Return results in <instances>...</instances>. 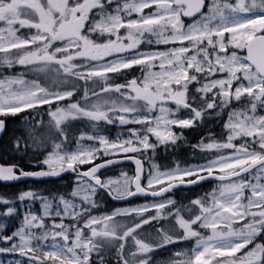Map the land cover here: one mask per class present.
I'll return each mask as SVG.
<instances>
[{"label":"snow or ice","instance_id":"6c2138e0","mask_svg":"<svg viewBox=\"0 0 264 264\" xmlns=\"http://www.w3.org/2000/svg\"><path fill=\"white\" fill-rule=\"evenodd\" d=\"M21 29L27 32L18 35ZM0 53V69L20 65L52 85L25 80L23 72L0 79V132L4 118L49 106L36 112L46 113V125L33 117L23 144L13 141L18 152L31 148L42 155L36 163L46 167L0 165V181L75 173L66 192L0 197V216L19 220L11 231L0 223V254L14 257L8 264H160L155 251L180 241L194 244L163 264H264V114H258L264 112V0H0ZM137 66L139 78L128 71ZM78 81H84L82 95L73 101ZM181 109L187 116H177ZM225 109L222 141L201 138L191 145L205 163L160 170L152 159L158 147L178 146L183 130L199 127L207 110L219 115ZM78 119L87 121V131L70 130L67 122ZM114 124L140 127L109 139L104 129ZM149 150L151 167L142 182ZM122 160L135 164L133 176L97 175ZM86 164L91 167L82 172ZM206 180L215 186L190 199L195 210L181 206L187 218L179 207L169 208L176 201L166 193ZM99 190L113 200L160 199L102 211L93 198ZM37 202L39 214L31 210ZM165 208L164 218L174 223L143 238L137 229L161 218Z\"/></svg>","mask_w":264,"mask_h":264},{"label":"trees","instance_id":"16d2710c","mask_svg":"<svg viewBox=\"0 0 264 264\" xmlns=\"http://www.w3.org/2000/svg\"><path fill=\"white\" fill-rule=\"evenodd\" d=\"M27 30H24L23 33H26ZM141 49H148V50H159L160 48L156 45L152 46H141ZM130 73L134 74L137 78L141 76V72L139 69H131L128 70ZM24 73L23 78L27 80L31 79H38L39 82L42 84V86H48L52 87L51 83L47 81L42 75L37 77V74L35 73H29L24 72V69L20 65H16L13 69L7 70V69H0V78L5 76H19L21 73ZM132 76H129L128 79H131ZM117 82H123V80L117 81ZM84 85V81H78L77 82V90L74 92L73 97L71 98L73 101L76 100L78 97L82 95V91L80 90V86ZM105 95L111 96L113 99H116L119 94L118 93H108ZM94 99V98H93ZM61 106L66 105L67 101L59 102ZM83 103V101H81ZM49 106L41 107V109L38 110H28L25 113H20L16 117H7L4 118L6 121V131L3 135L1 141H0V157H3V159L6 158H15L17 155L22 154V152H18L13 148V141L16 138H19L21 140V143L23 144V141L28 138L29 136V124L31 122V119L34 117L36 120L43 119L45 125L47 124L49 117L46 115V113H42V115H36V112H41L42 109H47ZM227 109H225V115H227ZM29 113H32V116H29L28 120H23L21 117L28 116ZM226 119V118H225ZM85 119H78L74 121H68L71 125V131L76 132V129H79L80 127H83L85 131L88 130L87 123H85ZM225 121L221 122L219 125L213 126L212 123H215L213 120L207 119L203 117L202 122L198 121L200 126L194 127L193 129H185L184 135L185 139L182 141H178L177 145L173 148H169L168 151H164L163 146H160L156 150L155 157H152V159L155 161V163L160 167V170H165L167 168L174 167L175 164H179L181 167L187 166V165H197V164H203L205 163V154L200 152L199 149H193L191 145L197 144L201 138L204 139V142L207 143L210 140H215L217 142L222 141L223 134L225 130L223 129V123ZM212 125V127H211ZM42 130V129H40ZM180 131L179 129H176V132ZM118 132H122L123 134H126V128L119 127L114 125L106 126L104 129V134L107 135L109 138L114 139ZM155 140V137H152L150 135V142H153ZM29 143H31V140H29ZM236 142V144H238ZM75 142L73 141L72 144L69 145V147H74ZM50 147V146H49ZM28 151L34 152L31 148L28 149ZM225 152H230L231 150H224ZM34 155L32 157H29V159H23V162H26V167H32V164H37L36 161L39 159H43V156L40 155L37 152L33 153ZM151 156V150L148 152V156H146L144 159L148 161L147 164V172L150 169L151 165L149 163L148 157ZM21 158V157H19ZM128 173L132 174V169L129 166H124L115 170H112L106 174L107 177H118L120 176V173ZM74 184H67L63 186H58L56 183L52 181L42 182L40 184H34L30 187L22 188L20 190H8L5 187H2L0 185V197L5 198H14L17 196L21 191H27V190H34L38 191L43 195H48L50 193L54 192H66L69 191L71 186ZM215 186V184H207L202 185L197 189L194 190H183L176 192L175 195H182L185 197H181L177 199L178 204L187 205L189 206L190 199H195L197 197H203L206 192H210L212 188ZM98 196L96 199H99V202L101 204V210L102 211H111L113 210V204L109 201L106 195L102 194L98 191ZM143 202V201H142ZM182 205L178 206L180 208V211L184 212V214H181L185 218L186 216V208L181 207ZM190 208L194 209V207L189 206ZM169 208H165L164 210H167ZM144 216H149V214H144ZM147 228V227H145Z\"/></svg>","mask_w":264,"mask_h":264},{"label":"flooded vegetation","instance_id":"af4514ba","mask_svg":"<svg viewBox=\"0 0 264 264\" xmlns=\"http://www.w3.org/2000/svg\"><path fill=\"white\" fill-rule=\"evenodd\" d=\"M65 180H67L69 182L71 180V178H66ZM181 197H185V196L173 195L171 198L174 199L175 201H177V199L181 198ZM180 205H182V204H178L176 202L175 206H169V207L172 208L174 211L175 208H177ZM189 206H191V205L189 204ZM191 207H194V206H191ZM193 210H195V207ZM168 211L169 210L162 212L161 214H166ZM180 212H181V214L184 213L182 211H180ZM185 213L187 216L189 215V212L186 211ZM163 223L170 224V225L162 226L161 224H163ZM172 223H174L173 217L167 216V218H165V219L156 220L154 225H151V227L146 228V229L140 231L139 233H141V236L145 239L155 238L158 235L157 229H161V230L167 229L171 226ZM201 231H203V230H201ZM193 244H194L193 241H180L176 244L167 245L166 246L167 250L166 249H157L155 251L154 259L157 261H165L166 259H168L169 255L172 253V251H178V250L180 251L183 249H187V247L192 246Z\"/></svg>","mask_w":264,"mask_h":264},{"label":"water","instance_id":"95a60500","mask_svg":"<svg viewBox=\"0 0 264 264\" xmlns=\"http://www.w3.org/2000/svg\"><path fill=\"white\" fill-rule=\"evenodd\" d=\"M184 18L190 20V18H188V17H184ZM4 132H5V129H4L3 132H0V138L2 137V135L4 134ZM127 163L132 164V165L134 166V168L136 167L135 164H134L131 160H122L121 163H119L118 165H112V166H109V167L106 168V169H101V170L97 173V175H98L99 173H101V172H104V171L109 170V169H111V168L118 167V166H121V165H123V164H127ZM142 163H143V167H144V161H142ZM71 173H72V172H71ZM66 174H67V172H64V173L61 174L60 177H47V178H39V179H36V178H22L21 180H18V181H10V182L0 181V183L3 184V185H11V184L19 183V182H25V181H28V180H35V181H37V180H46V179H59V178H62V177H63L64 175H66ZM72 174H74V173H72ZM242 175H246V174H242ZM143 176H144V173H143V175H142V179H143ZM210 179H211V178H210ZM205 183H210V182H209L208 180H206V181H201V182H199V183L196 184V185H190V186H187V187L181 185V186H179V187H177V188H174V189L172 190V192H174V191H176V190H180V189H191V188H195V187H198L199 185H202V184H205ZM212 183H216V182L213 181ZM172 192H171V193H172ZM106 193H107V192H106ZM171 193H166L165 195L168 196V195L171 194ZM138 198H149V199H153L152 197H145V196H143V195H137V196H134V197H129V198L126 199V200H113V199H111V197H110V199H111L113 202H115V203H127V202L133 201V200L138 199ZM158 199H160V198L158 197V198H156L155 200H158ZM4 255H9V254H4Z\"/></svg>","mask_w":264,"mask_h":264},{"label":"rangeland","instance_id":"374dc122","mask_svg":"<svg viewBox=\"0 0 264 264\" xmlns=\"http://www.w3.org/2000/svg\"><path fill=\"white\" fill-rule=\"evenodd\" d=\"M145 12H148L149 10L148 9H145L144 10ZM133 15H135V14H133ZM184 22V21H183ZM185 23V22H184ZM186 24V23H185ZM22 30V29H21ZM20 30V31H21ZM125 31V30H124ZM123 31V32H124ZM120 32L121 33H123L122 32V29L120 30ZM18 35H19V32L17 33ZM227 35V34H226ZM125 43H127V41H125ZM144 44H141L139 47L141 48V46H143ZM157 46V45H156ZM153 51H155V50H153ZM0 55H3L2 53H0ZM138 67V66H137ZM135 68V67H134ZM3 78V77H2ZM2 78H0V79H2ZM213 91H216L215 89H213ZM207 95H211V93H209V94H207ZM207 98V97H206ZM59 102H62V101H59ZM58 102V103H59ZM43 106H46V105H43ZM43 106H41V107H43ZM214 110H207V114L204 116V117H207V118H209L210 120H214L215 121V123H212L213 124V126H216L217 124H220V122L223 120V118H226L227 119V115H225V110L223 111V112H221L219 115H210L212 112H213ZM181 110L177 113V116L178 117H185V116H182L181 115ZM258 114H264V112H261L259 109H258ZM151 115H153V116H155L156 115V113L155 112H153ZM187 116V115H186ZM120 127H124V128H129V127H133V128H139L140 126L139 125H127V126H120ZM174 127V126H173ZM129 135V133L127 132L125 135H123L124 137H127ZM234 143H236V141H234ZM131 154V153H130ZM25 155V154H24ZM0 160H3V157H0ZM87 165V164H86ZM81 166H84V165H81ZM127 175L129 176V174L127 173ZM120 179H122V178H120ZM253 182H255V181H253ZM26 204H27V202H25ZM151 204V203H150ZM31 210H33V206H32V209ZM1 212V211H0ZM3 218H4V216H0V223H3V224H5L4 223V221H3ZM65 220H67V219H65ZM249 246H251V245H249ZM191 248V247H190ZM189 249H186V250H181V251H188ZM237 256H239L240 255V253H237L236 254ZM17 259L19 258V257H16ZM14 259V257L13 256H11V257H0V262H2V264H8V261H10V260H13ZM160 264H163L162 262L160 263Z\"/></svg>","mask_w":264,"mask_h":264},{"label":"bare ground","instance_id":"6f19581e","mask_svg":"<svg viewBox=\"0 0 264 264\" xmlns=\"http://www.w3.org/2000/svg\"><path fill=\"white\" fill-rule=\"evenodd\" d=\"M211 127H212V125H211Z\"/></svg>","mask_w":264,"mask_h":264}]
</instances>
